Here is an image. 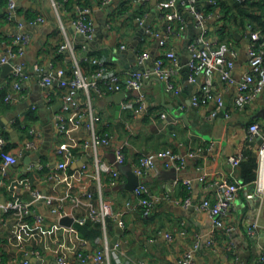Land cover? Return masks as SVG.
<instances>
[{
	"label": "crops",
	"instance_id": "1",
	"mask_svg": "<svg viewBox=\"0 0 264 264\" xmlns=\"http://www.w3.org/2000/svg\"><path fill=\"white\" fill-rule=\"evenodd\" d=\"M90 1L96 22L95 34L90 40L79 33L76 27L75 6L56 8L52 0L17 2L21 12L17 11L18 18L25 22V29L31 37L22 57L30 77L24 81L26 88L23 92H27V96L18 101L7 100V93L13 90L11 64L10 61L0 60V121L7 118L10 120V125L2 127L0 133L5 136L6 144L11 145L6 149L18 157L4 182L0 180V204L2 200L8 201L14 196H20L26 201H32L33 211L41 215L42 219L36 217V214H22L19 207L9 212L3 209L0 217V264H27L26 259L29 264H38L35 257L38 261L43 260V264H60V256L65 257L68 264H97L93 254L100 250L109 251L112 264H116L118 258L128 264L138 261H144V264H180L183 253L192 249L196 232L208 233L211 230H214L217 242L214 246L195 251L194 264H232L234 252L239 255L236 264H264L260 261L264 251V192H258L256 183H243L237 172L242 188L234 206L225 217L226 225L235 227L231 235L225 228H213L209 216L199 209L204 198L214 201L217 193L214 185L204 184L199 180L200 167L206 166L209 170L227 169L228 156L238 152L241 142L250 140L258 143L259 137H251L249 131L252 118V121L260 123L264 129V89L243 109H238L235 105L237 83L252 70L248 56L250 30L231 21L225 32L223 24L227 13L220 8L205 11L209 13L206 36L212 46L227 42L238 51L233 70L236 82L229 84L216 74L214 83L215 88L223 93L229 117L225 113L222 115L221 111L216 117H211L214 101L197 107L188 103L193 93L202 90L205 77L200 73L196 81H190L186 78L188 72L184 71L185 64L182 63L175 77L176 83L182 87L180 94L168 90L163 80L152 75L144 84L146 106L143 110L134 104L126 105L136 95L135 91L122 90L126 94L119 113L116 92L95 93L93 106L99 116L97 131L107 134L110 143L90 152L91 148L83 146V141L89 135L83 124L75 131L80 140V144L74 146L76 159L67 160L66 169L57 168L63 157L56 150L67 139L56 120L66 87L57 80L48 85L43 84L34 65L39 64L42 75H56L55 69L63 67L70 77L75 56L71 49L61 47L70 42L74 45L77 56L89 53L101 55L110 68L126 78L134 69H153L155 58L165 50L158 45V39L151 35L149 41L142 45L147 25L162 29L165 23L157 4L150 3V11L143 15L145 18L141 22L138 18L139 9L147 7L148 3L131 1L125 14L119 15L118 8L122 0ZM223 1L225 5L234 3V0ZM201 5L204 10L205 4ZM183 10L186 13V28L181 35L170 41L182 61L187 55L189 57V42L199 34L193 15L188 10ZM38 15L44 17L42 21L27 23L28 18ZM15 26H8L7 31L13 30ZM2 37L3 29L0 28V39ZM141 45L151 55L143 64H139L136 58ZM7 48L5 42H0V56L7 54ZM87 61L84 59L83 64L84 69L89 72L91 67L89 68L90 63ZM79 98L81 104H86L87 92L81 91ZM183 103L188 104L187 108L182 107ZM171 110L177 115L185 113L188 123L181 116H162V113L171 115ZM30 111L38 114L36 121L29 117ZM17 120L23 122L22 128L14 125ZM36 133L43 136L37 139L38 147H24L25 141L33 139ZM45 143L48 147L46 152H41V156L35 158V153L41 151ZM123 143L127 154L125 170L118 167L115 152ZM211 144L213 147L209 153L204 151L196 158H188L186 165L181 168L168 166L166 158L156 157L157 170L150 171L144 177L155 203L152 213L144 215V207L138 203L134 190L126 187L129 180L127 170L130 167L133 169L141 156L163 148L170 147L184 154L191 148L202 145L206 149ZM255 149L257 150V145ZM212 153H217L216 159L211 158ZM85 156L88 159L81 166L78 165ZM98 160L120 169L116 183H110V172L98 173ZM41 163L43 166H40ZM31 165L35 167L30 169ZM86 171L95 176H82ZM187 178L192 180L191 191L184 181ZM215 178V173L208 177L210 182ZM24 180H29L33 188L38 189L44 197L51 195L67 202V195L75 193L81 201L72 206L71 214L75 216L73 224H62L61 217L53 213L51 205L44 198L33 200L32 191ZM84 185H87L86 190L91 192V196L85 193ZM188 195L192 196V204L189 205L185 203ZM130 200L133 204L131 207L128 205ZM67 205L71 206L70 203ZM92 206L100 214L96 220L90 217ZM119 217L125 222V229L120 226ZM89 220L93 224L87 226V230L82 233L76 224L85 225ZM254 222H257V226L254 231H250L249 227ZM167 232L173 234L171 239L166 236ZM116 235L122 240V247L115 252L113 239ZM231 239L235 242L236 249L228 250ZM79 252L92 256L89 261L84 262L78 259Z\"/></svg>",
	"mask_w": 264,
	"mask_h": 264
},
{
	"label": "built area",
	"instance_id": "2",
	"mask_svg": "<svg viewBox=\"0 0 264 264\" xmlns=\"http://www.w3.org/2000/svg\"><path fill=\"white\" fill-rule=\"evenodd\" d=\"M68 0H52L56 8L65 5ZM75 1V17L74 22L76 27L87 40L94 37L96 30V22L93 15V7L84 3L81 0ZM109 1V0H104ZM140 4L150 3L152 0H133ZM239 2H248L254 0H238ZM263 4H264V0ZM200 3L208 5H216L217 0H158L157 7L160 11L162 20L165 22L162 29L147 25L145 29V35H151L158 39V45L165 49L164 52H160L155 58V64L153 69L149 68H137L129 73L124 78L120 72L109 67L105 57L98 56L92 58L94 67L87 72L84 69L82 60L87 56H77L74 52V45L70 42L61 45L62 48H69L72 50L74 57L72 75L67 76V72L63 67L55 69L56 75L52 73L41 74V67L39 64L34 65V70L41 76L40 80L43 84H51L54 80L59 81L60 85L66 87V91L63 95V101L61 110L57 114V124L62 133L67 137L56 150V153L63 157L57 164L59 170L67 168V160L76 159V152L74 146L80 144V140L76 136L75 131L80 129L85 124L89 133L88 137L83 141L85 148H91L92 152L101 146H105L110 143V138L107 134H101L97 131V122L99 116L95 113L93 106L94 93L106 94L112 92H118L125 89L129 91H135L136 95L126 104L135 105L138 109L143 110L146 106L144 102V84L147 79L156 75L159 79L166 83L168 90L180 94L182 87L176 83V74L182 67L181 57L177 54L174 46H171L170 41L173 37L179 36L186 28V16L184 10H188L194 18V23L199 30V34L189 42V59L187 65L188 78L190 81H196L197 76L200 73L204 74L205 82L203 84L202 92L198 91L192 94L191 106L205 105L210 101H214L215 107L211 112V117H216L222 108L224 107L223 93L217 90L214 86L215 76L219 74L223 80L229 84L235 83L233 70L235 66V59L238 55L237 49L230 46L227 42H223L217 46H212L207 40L206 21L209 17V13H206L201 7ZM8 19H16L17 14V0H8ZM2 12L0 10V16ZM43 16L38 15L32 18L29 23H35L42 21ZM145 17H140L139 20L144 21ZM15 28L12 30H6V34L11 39L9 41H3L7 44V54L0 56L1 62H9L11 64V82L13 90L9 91L6 95V99L9 101L20 100L27 96L25 90L24 81L30 77L29 70L22 57L26 53V46L30 43V34L25 29V22L23 20H16ZM251 42L248 47L249 63L252 70L244 75L242 80L237 83V90L235 96V105L238 109L246 107L257 94L264 89V31L261 29H250ZM125 47V45H123ZM151 57L148 50H138L136 52V58L139 64H143L147 59ZM54 69V68H53ZM52 69V70H53ZM85 91L88 94L86 104L80 103V92ZM15 92V93H14ZM188 104L182 105L185 109ZM226 117L230 116L228 111L225 112ZM162 116L167 118V113H162ZM249 131L251 137H263V142L258 147L259 154V170L258 177L255 181L258 192H264V180L262 179V169L264 164V132L262 125L256 121H252L249 125ZM43 138L41 133H36L33 139L26 140L24 147L37 148V139ZM7 140L3 134L0 133V180L4 182V178L7 175L10 167L17 162V155L11 153L6 149ZM213 145L206 149L200 145L195 148L189 149L187 152L180 153L174 149L167 147L159 151L149 153L140 157L139 161L134 164V171L139 176L140 181L134 189V193L138 198V203L144 207L143 214L149 216L152 213L154 207V198L149 193V188L145 181V175L152 170H157L156 157L166 158V165L176 166L181 168L186 165L188 158H196L204 151H211ZM93 149V150H92ZM116 161L117 164H123L126 161V146L120 144L116 148ZM244 155L242 152H238L229 155L227 158V169L219 168L216 170H209L206 166L200 167L199 180L204 184L214 185L216 187V199L212 201L209 198H204L199 205L200 211L206 213L213 225V228L221 227L225 228L226 232L231 235L235 229L234 226H227L225 223V217L229 210L234 206L235 201L240 195L242 183L237 177L239 165ZM211 158L216 159L217 153H212ZM40 166H43L41 163ZM34 165L30 166V169L34 168ZM98 173L102 171L110 172V183L114 184L118 181L120 176V169L114 168L106 162L98 160L97 164ZM216 174V178L213 181H209L210 174ZM95 176L94 173L86 171L82 176ZM56 177V176H55ZM187 183L188 190H192V180L187 178L184 180ZM25 185L32 191L33 200L44 198L46 203L51 205V209L54 214L62 217L72 213V206L78 205L81 199L75 194L67 195L68 201L64 199L56 198L54 196H45L38 190L34 189L29 180H24ZM85 193L91 196V192L87 191V185H84ZM192 196L188 195L185 198L187 205L192 204ZM70 203L71 206L67 204ZM128 205L131 207L132 200L128 201ZM19 207L22 214H36L38 218L42 219V216L35 213L32 209V201H26L20 196H14L5 202L3 205L4 211L9 212L11 209ZM72 215V214H71ZM73 216V215H72ZM75 219V216H73ZM90 217L94 220L100 217V214L93 208L90 211ZM120 218V217H119ZM80 222V218L78 219ZM120 226L125 229L126 225L123 219H119ZM257 226V222H254L249 227L250 231H254ZM166 236L172 238L173 234L167 232ZM217 242V236L214 230L208 231V233L196 232L195 241L192 249L186 250L181 256L180 264H194L195 263V251L201 250L206 246H214ZM115 252L121 250L122 240L118 239L113 243ZM235 248V242L231 239L229 241L228 250ZM36 253V252H35ZM37 254V253H36ZM39 255V254H38ZM89 253L79 252L78 259L84 262L89 261ZM109 251H97L93 254V258L97 264H112ZM234 260L232 264L238 263L239 255L234 252ZM1 260V259H0ZM60 264H68L65 257L60 256L58 258ZM260 261L264 263V251L260 256ZM25 262L29 264V260ZM1 263V261H0ZM116 264H128L122 262L120 258L117 259ZM134 264H144V261L134 262Z\"/></svg>",
	"mask_w": 264,
	"mask_h": 264
},
{
	"label": "trees",
	"instance_id": "3",
	"mask_svg": "<svg viewBox=\"0 0 264 264\" xmlns=\"http://www.w3.org/2000/svg\"><path fill=\"white\" fill-rule=\"evenodd\" d=\"M84 3L91 5L92 2L90 0H81ZM133 0H122L119 8L118 13L119 15L125 14L127 5ZM132 3V2H131ZM151 3V2H150ZM150 3H148L147 7H143L139 9L138 15L140 17H143L147 13V11H150ZM8 0H0V10L2 12V15L0 16V28L3 29V37L0 39V42L3 41H9L11 42V39L6 34V30L8 26H14L16 20H19L18 16L16 19H8V8H7ZM74 0H68L65 3V6L67 5L68 8H73L75 5ZM204 3H200V7L202 8V5ZM92 6V5H91ZM215 8H220V10L226 12L224 19L226 18V22L223 24V29L225 32H227V26L231 21H235L236 23H240L244 25L246 28L253 29H261L264 31V4L262 0H254V1H248V2H239L238 0H234L233 4L225 5V2L223 0H217L216 5H208L205 4L204 11L210 10L212 11ZM19 6L17 7L16 11L18 13H21L19 10ZM203 9V8H202ZM186 15V13H184ZM30 17L27 19V23H29L30 20H33ZM150 35H145L144 40L142 41V45L145 44L147 41H149ZM140 46L138 50H144L143 46ZM87 58L85 60H88L89 62V68L91 69L94 67L92 63L93 57H98L101 55H93V54H87L85 55ZM84 59L82 60L83 64ZM93 65V66H92ZM84 66V64H83ZM90 69V70H91ZM95 94V93H94ZM28 115L31 119L37 120L38 114L35 111L28 112ZM27 118V117H26ZM148 118V117H147ZM28 119V118H27ZM149 120V118H148ZM252 122V121H251ZM14 125L17 128H22L23 122L21 120H17L14 122ZM263 132L264 129L262 128ZM107 131V129H106ZM6 136H8V133L5 132ZM260 145V142H254V141H243L240 144V149H238V152H242L244 155L238 170V175L240 178H242L243 183H249L253 184L255 183L257 177H258V170H259V154H258V147ZM257 145V150L255 149V146ZM11 147V145H7L6 148ZM237 152V153H238ZM1 161V158H0ZM82 223H77L78 229L84 233L87 230V226L93 224L91 220H89L85 225H81Z\"/></svg>",
	"mask_w": 264,
	"mask_h": 264
},
{
	"label": "water",
	"instance_id": "4",
	"mask_svg": "<svg viewBox=\"0 0 264 264\" xmlns=\"http://www.w3.org/2000/svg\"><path fill=\"white\" fill-rule=\"evenodd\" d=\"M17 2H21V0H17ZM153 4H157V2H158V0H152L151 1ZM179 55V54H178ZM189 55H190V53H189ZM188 59H189V57H188V55L185 57V59L182 61V63H184L185 64V66H184V71H187L188 72V70H189V67H188V65H187V62H188ZM186 78L188 79V73H187V75H186ZM117 94H118V96L116 97V95H115V99H116V101L118 102V105H117V113H119L120 112V110H121V108H122V99L125 97V94H126V91H118V92H116ZM112 96H114V95H112ZM188 103L190 104L191 103V99H189L188 100ZM226 109H227V106H226V102H225V104H224V107L222 108V110H221V114L223 115L224 113H225V111H226ZM170 114L171 115H168L167 116V118L169 117V118H171V117H183L185 120H186V122L188 123V119H187V116H186V114L185 113H182L181 115H177V114H175L172 110H171V112H170ZM254 118H252L251 119V121L253 120ZM10 125V120L7 118V119H2V121H0V129L2 128V127H7V126H9ZM192 127L197 131L198 129L195 127V126H193L192 125ZM9 130H12V133L13 134H15V131L12 129V128H9ZM201 135H205V134H203V133H201ZM207 137L208 138H211V136L210 135H207ZM258 141L260 142V143H262L263 142V137H259V139H258ZM46 147H47V143H45V145H44V147L41 149V151H37L36 153H35V158L36 157H38V155H40L41 156V152H46ZM48 148V147H47ZM27 152H28V150H26ZM28 153H30V152H28ZM88 159V156H85L83 159H82V163L81 162H79V164L78 165H82L86 160ZM118 165V167L120 168V169H123V170H125L124 168H125V166H126V164L125 163H123V164H117ZM127 174H128V178H129V180H128V183H127V185H126V187L128 188V189H130V190H134L135 189V187L138 185V183H139V181H140V178H139V176L135 173V171H134V169H132L131 167L127 170ZM32 198V197H31ZM5 202H6V200H2L1 201V204H0V217L2 216V213H3V205L5 204ZM73 221H74V217L71 215V214H67V215H64V216H62L61 218H60V222L62 223V224H65V225H72L73 224ZM119 231H121L120 229H119ZM118 235H116L115 237H114V239H113V242H116L117 240H118ZM35 262H37L38 264L40 263V264H43V260H41V261H38V259L35 257Z\"/></svg>",
	"mask_w": 264,
	"mask_h": 264
},
{
	"label": "bare ground",
	"instance_id": "5",
	"mask_svg": "<svg viewBox=\"0 0 264 264\" xmlns=\"http://www.w3.org/2000/svg\"><path fill=\"white\" fill-rule=\"evenodd\" d=\"M262 179L264 180V164H263V169H262Z\"/></svg>",
	"mask_w": 264,
	"mask_h": 264
}]
</instances>
